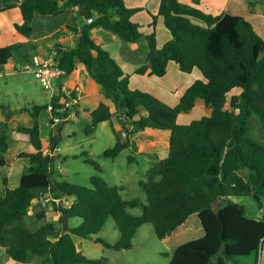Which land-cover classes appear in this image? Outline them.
Masks as SVG:
<instances>
[{"label":"trees","instance_id":"trees-1","mask_svg":"<svg viewBox=\"0 0 264 264\" xmlns=\"http://www.w3.org/2000/svg\"><path fill=\"white\" fill-rule=\"evenodd\" d=\"M192 1L198 4L200 0ZM13 7L19 8L22 17L15 30L24 37L31 35L35 15L56 16L66 9H79L85 24L76 46L55 45L53 59L65 77L80 66L101 88L105 101L90 112L83 134L90 136L98 124L115 119L122 131L112 128L115 144L104 152L106 157L115 158L128 148L129 137L135 133L168 132L169 139L165 156L150 162L145 181L140 183L145 202L124 200L120 187L109 186L100 177L90 178L86 186L56 178L57 157L52 152L57 137L50 133L46 150L37 120L42 107H31V122L11 129L27 137L30 150L17 156L27 159L29 167L20 174L15 188H8L4 180L0 196V248L7 264L32 260L40 264H108L104 258L82 255L73 238L121 250L130 246L144 224H151L156 238L165 241L192 215L198 217L204 235L178 246L168 264H238L237 258L248 256L257 263L264 252V39L250 23L241 16H212L178 0H160L156 15H151L152 30L143 37L141 27L131 21L142 9L127 8L123 0H0V12ZM158 18L169 34L160 47L155 32ZM95 29L115 36L124 45L145 40L146 63L135 71L138 75L163 78L172 62L182 74L199 71L200 79L186 88L174 107L150 93L132 90L130 75L92 40ZM20 50L17 43L1 47L0 69ZM59 95L60 86L51 97L53 114L66 118L67 108L58 111L63 108L57 104ZM197 100L211 110L210 115L178 124V116L194 109ZM0 111L5 119L1 105ZM252 117L259 121L262 144L248 137ZM64 122L62 119L60 124ZM11 130L7 121L0 126V169L6 166ZM124 131L128 137L122 140ZM86 163L99 170L95 162ZM48 191L60 201L74 200L70 204L52 202L60 230L54 222L35 226L44 218L42 211L28 214L32 202ZM242 197L255 203L259 217L247 216L236 201ZM137 208L140 216L128 212ZM108 218L119 233L114 244L96 236ZM70 219H79L80 224L71 227Z\"/></svg>","mask_w":264,"mask_h":264},{"label":"rangeland","instance_id":"rangeland-1","mask_svg":"<svg viewBox=\"0 0 264 264\" xmlns=\"http://www.w3.org/2000/svg\"><path fill=\"white\" fill-rule=\"evenodd\" d=\"M123 2L128 6H134L136 4L133 3L129 5L130 0H123ZM145 3L151 6L154 3V0H145ZM260 3L264 5V1ZM135 8L142 10L134 15L132 20L140 24L138 25L141 27L140 31L144 37L148 35V29L151 27L149 24L147 25L146 21L148 19L151 21V15L154 13H152L151 10L148 11L144 7ZM159 21L160 22L156 25L155 32L157 35L158 45L161 46L167 41L169 34L164 29L161 18H159ZM193 22L198 25H202L199 21L193 20ZM256 28L257 31L254 29L255 32L264 39L263 31L259 29V27ZM3 37L8 38V35L4 33L0 39ZM143 42L145 43V40L142 39L136 44V51L139 56L138 62L140 64L142 63V60L146 61L147 47L146 43L144 45ZM142 44L144 46H141ZM20 45L21 50L10 60V65L14 66L16 71L13 73H7L1 70L0 72V105L4 107L5 110L8 109L5 111V119L2 118V111H0V126L4 121L8 122L10 130L17 125L27 126V124L31 122V111H29L31 110V107L35 105L42 107L37 115L42 143L45 146L49 145L50 133L58 139V143L55 147V154L58 156L55 162L54 172L56 177L71 184L81 186L88 185V181L92 177H100L109 186L120 187L119 193L124 200L137 198L142 202H145L140 183L145 181L144 174L149 169L150 162L155 161L156 158L160 159L165 156L166 151L163 149L165 147L159 149V156L155 158L154 154L148 152L146 145L143 144L144 137L147 135L135 133L129 137L128 148L121 151L117 157L109 158L104 155V152L112 148L115 144V138L109 122L105 124H98L95 132L90 136L83 134V129L88 126L89 123L84 121L82 118L75 119L72 117L71 120H67L63 124L51 127V114L48 112L47 108H45L48 105V97L51 93L41 81L34 77L33 71L35 70V67L33 64L26 63L33 54L31 47L25 44ZM142 49H145V53H142ZM117 57H119L122 62L131 63V58H136V55L133 54L132 56L125 51L124 53L117 52ZM24 64H26V66H24ZM122 68L125 70V67ZM200 76L201 74L197 70H194L188 75L182 74L178 71L174 63L170 62L167 65L165 77L156 78L154 76H150V78L144 77L143 79L139 76L134 77L132 78L131 86H136V88L140 90L144 88V90L147 89L151 91H153V88H157L168 97H166L167 99L164 97L167 101V105L174 107L175 99L178 95V89L180 90L182 86L188 85L191 82L200 79ZM55 85L56 80L52 82L53 88ZM174 93L175 99L173 97ZM66 101L67 103H63V99L58 97L57 104L71 109V102L68 97L66 98ZM19 108L26 109L27 111L19 113ZM16 109H18V112ZM204 109L205 108L196 106L189 113L180 114L177 119L178 124L186 125L191 121L207 116ZM258 125V119L256 117H252L251 130L248 133V137L261 143L263 141L259 136ZM58 129H61L59 133L57 132ZM120 130L119 132L122 131ZM13 134L14 133L11 130L9 132V150L5 155L6 166L0 169V187L2 185V177L11 174L10 189L15 188L18 185L20 174L29 167L27 159L14 156L12 142ZM150 134L152 133L150 132ZM121 137L122 140H125L128 137L126 131H124V136L121 135ZM168 139L169 133L161 132V136L159 139H156L155 145H160L162 147V145H164L163 143H168ZM23 148L24 147H18L16 150H25ZM29 150L30 148L27 149V151ZM74 156H77V158ZM86 160L95 162L99 166V170L95 169V167L91 164L86 163ZM14 179L17 180V183H14ZM236 201L244 207L248 217H259L260 211L258 207L249 198L242 197ZM262 204L264 207V199H262ZM32 205H37V203L33 202ZM53 209L52 203H49L45 209H41L44 213V218L37 220L35 226H39L44 222H54L57 229H60L58 221L59 214L55 213ZM35 211L37 210L35 209ZM128 212L133 216L141 215V210L139 208L128 209ZM69 224L71 226H78L80 224V220L70 219ZM203 235L204 231L198 217L196 215H192L188 221L175 232L173 237L165 241H160L156 238L151 224L142 225L137 233L132 237L130 246L125 245L121 250L105 248L101 244L93 243L89 240H80L78 238H74V240L79 249H82L80 241L83 240V250L85 252V257L88 259L104 258L108 264H168L172 252L178 246L188 241L201 238ZM96 236L102 238L109 244H114L119 239V233L114 226V222L110 218L106 220L102 231ZM5 260V255L0 248V264H3ZM33 262H35V264H40L37 260H32L28 264H32ZM237 263L264 264V252L260 254L257 263H255V258L253 256L237 258ZM226 264L231 263L226 262Z\"/></svg>","mask_w":264,"mask_h":264},{"label":"crops","instance_id":"crops-1","mask_svg":"<svg viewBox=\"0 0 264 264\" xmlns=\"http://www.w3.org/2000/svg\"><path fill=\"white\" fill-rule=\"evenodd\" d=\"M17 1H22V0H17ZM178 1L182 4L196 7L199 10L207 14H210L212 16H219L222 14H227V15H232V16H241L246 21H248L250 25L256 31H257L256 27H259V29H261L264 33V5L260 3V2H263L264 0H200L198 4H193L192 0H178ZM249 1L254 2V4L249 6L248 5ZM159 2L160 0H154V3L151 6H149L148 4L145 3V0H130L129 5L133 3H136V4L134 6H128V5H125V6L127 8L144 7L148 11L151 10V12L154 13L153 15H156ZM132 18H131V21L134 22ZM150 22L151 21L148 19L146 21L147 25L150 24ZM158 22H160L159 18L156 20V25ZM21 23H22V17H21V13L18 7H13V8L3 10L0 12V37L4 33L8 35V38L3 37L2 39H0V48L11 45V44H15V43L25 44L31 47L33 54L29 58V61L26 62V63H31V64L34 58H38L40 61H43L47 58L54 57L55 55L54 46L55 45H60V46L67 47V48L75 47L78 41L79 32L82 26L85 24V22L80 17V11L78 8L66 9L62 13L56 16L35 15L31 21L32 30H31V35L29 37H24L20 35L18 32H16L15 25H20ZM134 23L139 24L138 22H134ZM151 30L152 28L149 27L147 33L149 34ZM91 38L97 45H100L105 51L109 53V55H111V57L115 59L116 63L120 66V68L123 70L124 73L130 75V83H129L130 89L150 93L151 95L161 100L163 103L167 104V101L165 100L167 96L163 94L162 92H160L159 89L153 88V91H151L147 89L144 90V88H142L140 90V89H137L136 86L134 87L131 86L132 78L134 77L139 76L142 79L144 77L150 78V76H147V74L138 75L135 73V71L140 66H143L146 63V61H143V60L141 64L138 62L139 56L136 51L137 50L136 44L124 45L118 38H116L115 36L105 31H102L101 29L93 30L91 33ZM144 45L142 44L141 46H144ZM158 47L160 46L158 45ZM125 51H127L132 56L133 54L136 55L137 59L134 57L131 58L132 59L131 63L120 61L119 57H117V52L124 53ZM142 53H145V49H142ZM24 66H26V64H24ZM122 67H125V70ZM1 70L7 73H13L16 71V68L10 65V61H9L6 65L1 67L0 72ZM190 84L182 86L180 90L178 89V93H177L178 95L176 96V99H175V93L173 94V97L175 99V104L177 103L180 96L183 94V92L186 90V88ZM58 86H60L59 97L63 99V102H66L65 100L68 97V93H70L73 87L75 86L79 87V92L74 94V97L76 100L74 102L71 101L72 108L71 109L67 108V114H68L69 120H71L72 117H74L75 119L82 118L84 119V121L89 123L90 122V112L93 111L99 105V103L105 101L103 98L101 88L91 81L86 71L80 66H77L74 73H72L69 77L56 80V85L54 86L53 89L56 88L57 93H58ZM50 103H51V95L48 97V105ZM196 106L205 108L201 100L196 101L195 107ZM19 109H20L19 113H24L27 111L26 109H21V108ZM16 110L18 112V109ZM204 110H205V114L209 116L211 113V110L207 108H205ZM1 116H2V112H1ZM105 123H108V122H103L101 124H105ZM109 124L117 132H119V130L121 129L120 125L115 119H113L112 122H110ZM60 131L61 129H58L57 132L59 133ZM12 132L14 133L12 135L14 156L17 157V155L20 152H26L27 149L30 148V146L28 144L27 137L25 135L16 133L15 131H12ZM150 132L152 134H150ZM142 134L147 135L146 137H144L143 144L146 145L147 147L146 149L148 152H151L154 154L155 158L159 156V153H158L160 151L159 149H162L163 147H165L163 149H165L166 151V149L168 148V143L167 144L163 143L164 145H162V147L160 145L159 146L155 145L156 139L160 138L161 133H157L153 131H146V132H142ZM59 137H60V134H59ZM57 143H58V139L56 141V144H54L55 145L54 147H56ZM43 146L46 150L48 149V146H45L44 144ZM18 147H24L23 149L25 150L17 151L16 149ZM52 155L58 158V156L55 154V148L52 152ZM158 159L159 158H156L155 160H158ZM4 180L6 181V184H7L6 186L8 188H11V185H10L11 174H8L7 176L2 177V180H1L2 185L0 187V196L2 195L5 189ZM14 183H17V180L14 179ZM63 201L66 204L68 203L70 204L74 202L73 199H64ZM33 202L36 203L35 200ZM35 209L37 211H35ZM41 209L42 208L39 205H31V207L28 210V214L30 216H33L37 213H40ZM69 226L71 225L69 224ZM71 227H75V226H71ZM57 230H60V229H57ZM73 241L75 243L77 251L85 256V252L83 250V244H82L83 240L80 241V245L82 246V249H79L77 247V244L74 238H73ZM5 258L6 260L3 264H6L9 262L6 256ZM32 264H35V262H33Z\"/></svg>","mask_w":264,"mask_h":264},{"label":"built area","instance_id":"built-area-1","mask_svg":"<svg viewBox=\"0 0 264 264\" xmlns=\"http://www.w3.org/2000/svg\"><path fill=\"white\" fill-rule=\"evenodd\" d=\"M32 64L35 67V70L33 71L34 77L38 79L39 81H41L46 86V88H48L51 95H53L54 89L52 86V82L54 80L66 78L64 72L57 67V64L54 61L53 57L47 58L43 61H40L38 58H34L32 61ZM78 92H79V87L75 86L72 88L70 93H68L70 102L75 101L74 94ZM63 103H67V101ZM64 108L66 107L64 106L63 108H60L58 111L62 112ZM47 110L51 114V120H50L51 127H55L59 125L62 121V118H60V116H56L53 114V105L51 103L47 106ZM63 120L64 121L69 120L68 116L66 118H63ZM122 135L124 136V133H122ZM63 200L60 201L58 199H55L52 196L51 192L48 191L46 194H42L41 197L38 200L36 199L35 201L37 205H39L42 209H45L46 206L52 202H54L56 205L60 204V202L65 203Z\"/></svg>","mask_w":264,"mask_h":264},{"label":"water","instance_id":"water-1","mask_svg":"<svg viewBox=\"0 0 264 264\" xmlns=\"http://www.w3.org/2000/svg\"><path fill=\"white\" fill-rule=\"evenodd\" d=\"M56 93H57V89L55 88V89H54V95H56ZM8 116H9V115H8Z\"/></svg>","mask_w":264,"mask_h":264}]
</instances>
